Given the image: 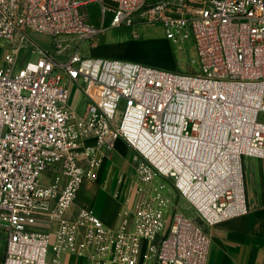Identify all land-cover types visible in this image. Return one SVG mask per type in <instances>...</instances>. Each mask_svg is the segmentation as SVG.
<instances>
[{"label": "built area", "instance_id": "1", "mask_svg": "<svg viewBox=\"0 0 264 264\" xmlns=\"http://www.w3.org/2000/svg\"><path fill=\"white\" fill-rule=\"evenodd\" d=\"M90 3L112 26L161 22L168 38L192 35L200 72L82 55L104 31L89 19ZM33 33L52 38L53 49ZM5 42L0 264H60L63 253L82 264H206L207 227L249 212L244 157L264 158V0H0ZM24 49L34 57L17 67ZM73 83L86 98L81 111L68 101ZM118 138L136 151L135 208L115 229L90 204L70 219L85 177ZM158 175L173 179L201 224L178 210ZM40 213L57 222L54 232L33 228Z\"/></svg>", "mask_w": 264, "mask_h": 264}, {"label": "crops", "instance_id": "2", "mask_svg": "<svg viewBox=\"0 0 264 264\" xmlns=\"http://www.w3.org/2000/svg\"><path fill=\"white\" fill-rule=\"evenodd\" d=\"M3 46L0 44V48ZM5 48V47H3ZM5 51L0 60L5 59ZM91 144L94 139L89 140ZM135 149L124 138H118L114 148L107 152L101 165L95 168V176H87L75 202L67 211L70 219H76L82 205L90 204L110 228H117L125 208L134 209L137 203V177L133 156ZM86 163V158H81ZM244 178L249 212L214 223L207 227L210 236L206 264H264V158L245 156ZM53 169L44 176L53 178ZM129 182L125 188V183ZM57 222L45 213L37 216L34 229L54 232ZM51 251L49 258H54ZM60 264H82V259L71 253H63Z\"/></svg>", "mask_w": 264, "mask_h": 264}, {"label": "rangeland", "instance_id": "3", "mask_svg": "<svg viewBox=\"0 0 264 264\" xmlns=\"http://www.w3.org/2000/svg\"><path fill=\"white\" fill-rule=\"evenodd\" d=\"M86 10L89 13L91 22L98 27L103 26L104 31L88 39L81 45L80 52L82 55L140 61L178 72H200V54L196 40L192 35L180 37L179 39L168 38L164 25L161 22L138 20L133 25L112 26L110 24L111 14L107 12L104 15L98 4L90 3L86 6ZM134 31L139 33V37L132 36ZM33 38L45 45L46 48L53 49L54 47L53 39L49 36L33 33ZM79 43L77 40L71 41L67 47L66 54L68 55L76 49ZM1 45L5 48H0V57L5 51H9L8 43L5 42ZM66 54L63 56H66ZM30 57H34V55L28 49L22 50L17 67H21ZM3 60H0V62ZM68 101L79 111L84 109L86 98L77 83L71 85ZM260 118L264 120V113H261ZM137 164L138 162L135 161V167ZM156 182L165 184L166 194L172 203L178 206L180 212H183L186 216L201 224V220L195 209L182 196L172 178L158 175ZM128 184L129 182L127 181L125 188ZM53 240L54 236L52 235L51 242ZM5 244V234L0 231V261L4 258Z\"/></svg>", "mask_w": 264, "mask_h": 264}]
</instances>
